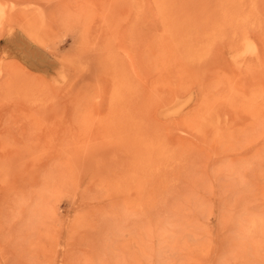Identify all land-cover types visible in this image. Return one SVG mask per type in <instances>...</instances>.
<instances>
[{"label":"rangeland","instance_id":"374dc122","mask_svg":"<svg viewBox=\"0 0 264 264\" xmlns=\"http://www.w3.org/2000/svg\"><path fill=\"white\" fill-rule=\"evenodd\" d=\"M0 264H264V0H0Z\"/></svg>","mask_w":264,"mask_h":264}]
</instances>
